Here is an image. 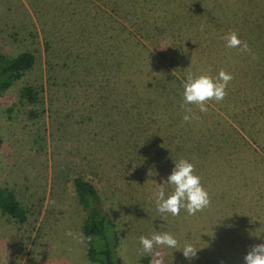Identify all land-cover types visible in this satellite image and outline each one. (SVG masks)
<instances>
[{
  "label": "rangeland",
  "instance_id": "obj_1",
  "mask_svg": "<svg viewBox=\"0 0 264 264\" xmlns=\"http://www.w3.org/2000/svg\"><path fill=\"white\" fill-rule=\"evenodd\" d=\"M0 30L6 54L37 58L0 100V188L27 215L0 212V264H97L86 239L66 235L84 236L78 177L114 220L123 264H151L139 237L163 230L178 241L157 249L163 264H244L264 243V0H0ZM229 30L257 59L226 47ZM221 69L234 76L225 99L206 113L186 105L200 119L184 122L187 73ZM29 85L42 104L20 103ZM181 158L211 203L161 214L154 194L172 192ZM186 244L198 249L191 260Z\"/></svg>",
  "mask_w": 264,
  "mask_h": 264
},
{
  "label": "clouds",
  "instance_id": "obj_2",
  "mask_svg": "<svg viewBox=\"0 0 264 264\" xmlns=\"http://www.w3.org/2000/svg\"><path fill=\"white\" fill-rule=\"evenodd\" d=\"M222 39L226 41V47L237 48L242 54H251L253 60L257 59L247 41L241 40L236 30H229ZM233 79L234 76L224 69H221L215 77L207 73L196 75L189 71L183 84L181 104L185 112L183 121L190 123L200 119L193 109L185 107L186 105H196L199 112L206 113L209 101L222 102L227 96V87ZM174 163L175 166L167 178V182L174 186L172 192L166 197L165 191L161 188L154 194L157 211L161 214L179 216L181 209H184L187 214L195 215L210 205L209 193L202 185L200 176L196 174L193 163L186 158ZM66 235L74 239L78 238L81 243L85 239L82 234L77 237L71 230H68ZM139 242L143 252L153 256L151 264H163V254L157 250L159 247L177 248L178 246V241L167 230L153 232L150 236L141 235ZM179 250L189 260L195 258L198 251L191 244H186ZM244 264H264V243L251 246L244 257Z\"/></svg>",
  "mask_w": 264,
  "mask_h": 264
},
{
  "label": "trees",
  "instance_id": "obj_3",
  "mask_svg": "<svg viewBox=\"0 0 264 264\" xmlns=\"http://www.w3.org/2000/svg\"><path fill=\"white\" fill-rule=\"evenodd\" d=\"M32 38L36 37L30 34ZM2 32L0 30V100L12 90L17 82L34 70L36 56L29 51L16 56L6 54L1 47ZM20 103L37 106L43 103L41 90L29 85L20 91ZM13 108L9 109L12 112ZM30 118L40 116L31 110ZM3 134L0 130V151L4 146ZM74 186L79 204L87 217L83 226V234L88 244L87 257L90 262L97 264H123L119 256L120 236L117 226L107 212L103 200L96 187L82 177L74 179ZM0 212L18 223L27 221L26 209L18 200L15 191L9 188H0ZM91 238L90 240L88 238Z\"/></svg>",
  "mask_w": 264,
  "mask_h": 264
}]
</instances>
